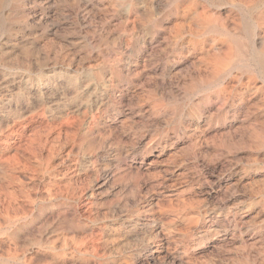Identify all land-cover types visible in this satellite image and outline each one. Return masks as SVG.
Instances as JSON below:
<instances>
[{
	"label": "rangeland",
	"instance_id": "374dc122",
	"mask_svg": "<svg viewBox=\"0 0 264 264\" xmlns=\"http://www.w3.org/2000/svg\"><path fill=\"white\" fill-rule=\"evenodd\" d=\"M82 2L0 0V264H264V0Z\"/></svg>",
	"mask_w": 264,
	"mask_h": 264
},
{
	"label": "bare ground",
	"instance_id": "6f19581e",
	"mask_svg": "<svg viewBox=\"0 0 264 264\" xmlns=\"http://www.w3.org/2000/svg\"><path fill=\"white\" fill-rule=\"evenodd\" d=\"M15 1V0H14ZM17 1V0H16ZM22 1H24V0H22ZM53 1V0H52ZM84 1H86V0H83V2ZM96 1V0H95ZM192 1V0H191ZM255 1V0H254ZM20 2V1H19ZM31 2V1H30ZM81 2V1H80ZM82 2V3H83ZM121 2H123V1H121ZM139 2V1H138ZM158 2V1H157ZM22 3V2H21ZM26 3H27V1H26ZM39 3V2H38ZM41 3V2H40ZM39 3V4H40ZM43 3V2H42ZM56 3V2H55ZM66 3V2H65ZM166 3V2H165ZM33 5H34V3H32ZM50 4V3H49ZM52 4V3H51ZM85 4V3H84ZM176 4V3H175ZM263 4V3H262ZM14 5H16V4H14ZM37 5V4H36ZM44 5V4H43ZM80 5V4H79ZM138 5V4H137ZM154 5V4H153ZM165 5V4H164ZM181 5V4H180ZM264 5V4H263ZM2 6V5H1ZM71 6V5H70ZM85 6V5H84ZM121 6V5H120ZM119 6V7H120ZM133 6V5H132ZM161 6V5H160ZM235 6V5H234ZM237 6V5H236ZM13 7V6H12ZM19 7V6H18ZM21 7V6H20ZM27 7V6H26ZM29 7H30V5H29ZM32 7V6H31ZM30 7V8H31ZM54 7V6H53ZM81 7V6H80ZM98 7V6H97ZM117 7V6H116ZM124 7V6H123ZM170 7V6H169ZM233 7V6H232ZM45 8V7H44ZM47 8V7H46ZM66 8V7H65ZM64 8V9H65ZM82 8V7H81ZM118 8V7H117ZM146 8H148V7H146ZM149 8H151V7H149ZM176 8V7H175ZM227 8V7H226ZM237 8V7H236ZM39 9V8H38ZM78 9V8H77ZM84 9V8H83ZM158 9H161V8H158ZM165 9V8H164ZM163 9V10H164ZM174 9V8H173ZM210 9V8H209ZM229 9V8H228ZM227 9V10H228ZM235 9V8H234ZM50 10V9H49ZM80 10V9H79ZM78 10V11H79ZM89 10H90V8H89ZM215 10V9H214ZM238 10V9H237ZM17 11V10H16ZM27 11V10H26ZM70 11V10H69ZM72 11V10H71ZM160 11V10H159ZM236 11V10H235ZM13 12V11H12ZM61 12V11H60ZM63 12H64V10H63ZM202 12V11H201ZM209 12H210V10H209ZM216 12V11H215ZM243 12H245V11H243ZM1 13H3V12H1ZM54 13V12H53ZM68 13H70V12H68ZM67 13V14H68ZM86 13V12H85ZM138 13V12H137ZM166 13H167V10H166ZM165 13V14H166ZM200 13V12H199ZM199 13H197V14H199ZM33 14V13H32ZM60 14V13H59ZM58 14V15H59ZM73 14V13H72ZM97 14V13H96ZM162 14H163V12H162ZM211 14V13H210ZM221 14V13H220ZM236 14H239V13H236ZM245 14V13H244ZM251 14V13H250ZM1 15V14H0ZM5 15H6V13H5ZM57 15V16H58ZM65 14L63 13V16H64ZM69 15V14H68ZM73 15H75V14H73ZM82 15H84V14H82ZM89 15V14H88ZM204 15H205V13H204ZM203 15V16H204ZM208 15V14H207ZM215 15V14H214ZM246 15V14H245ZM33 16V15H32ZM39 16V15H38ZM44 16V15H43ZM62 16V17H63ZM67 16V15H66ZM77 16H79V15H77ZM98 16V15H97ZM97 16H95V17H97ZM124 16V15H123ZM156 16V15H155ZM162 16V15H161ZM199 16V15H198ZM215 16H217V15H215ZM239 16V15H238ZM241 16V15H240ZM247 16V15H246ZM12 17V16H11ZM22 17H23V14H22ZM45 17V16H44ZM51 17V16H50ZM88 17V16H87ZM132 17V16H131ZM145 17V16H144ZM200 17H201V15H200ZM248 17V16H247ZM25 18H26V15H25ZM24 18V19H25ZM48 18V17H47ZM54 18V17H53ZM69 18H70V16H69ZM75 18V17H74ZM78 18V17H77ZM86 18V17H85ZM85 18L83 19V20H85ZM90 18V17H89ZM94 18V17H93ZM224 18V17H223ZM243 19H244V17H242ZM29 19V18H28ZM35 19V18H34ZM58 19H59V17H58ZM57 19V20H58ZM66 19V18H65ZM191 19V18H190ZM220 19H222V18H220ZM250 19V18H249ZM248 19V20H249ZM263 19V18H262ZM30 20V19H29ZM28 20V21H29ZM39 20V19H38ZM56 19H54V21H55ZM56 20V21H57ZM64 20V19H63ZM82 20V21H83ZM148 20V19H147ZM201 20V19H200ZM226 20L228 21V18H226ZM231 20V19H230ZM27 21V22H28ZM43 21V20H42ZM48 21V20H47ZM59 21V20H58ZM57 21V22H58ZM81 21V22H82ZM87 21V20H86ZM94 21V20H93ZM122 21H124V20H122ZM127 21V20H126ZM149 21H150V19H149ZM202 21V20H201ZM233 21V20H232ZM235 21V20H234ZM6 22H8V19L7 18H4V17H2V16H0V23L1 24H3V25H5L6 24ZM26 22V21H25ZM60 22H61V20H60ZM71 22H73V21H71ZM70 22V23H71ZM79 22V24H80V21H78ZM84 22V21H83ZM83 22H82V24H83ZM90 22V21H89ZM130 22H131V20H130ZM173 22V21H172ZM231 22V21H230ZM262 22V21H261ZM10 23V22H9ZM29 23V22H28ZM45 23V22H44ZM49 23V22H48ZM50 23H52V21L50 22ZM55 23V22H54ZM176 23V22H175ZM187 23V22H186ZM237 23V22H236ZM12 24V23H11ZM20 24V23H19ZM53 24V23H52ZM57 24H59V23H57ZM56 24V25H57ZM86 24V23H85ZM112 24V23H111ZM131 24H132V22H131ZM148 24H149V22H148ZM152 24V23H151ZM165 24V23H164ZM179 24V23H178ZM181 24H183V23H181ZM180 24V25H181ZM250 24V23H249ZM14 25V24H13ZM24 25V24H23ZM55 25V26H56ZM91 25H92V23H91ZM172 25H173V23H172ZM175 25V24H174ZM215 25H217V24H215ZM238 25V24H237ZM14 26H16V25H14ZM53 27V29H54V26L53 25H50L49 27ZM76 26V25H75ZM85 26V25H84ZM90 26V25H89ZM95 26V25H94ZM120 26H122V24H120ZM187 26V25H186ZM189 26V25H188ZM225 26V25H224ZM17 27V26H16ZM31 27H32V25H31ZM64 27V26H63ZM67 27H69V25L67 26ZM72 27V26H71ZM80 27H82V26H80ZM137 27V26H136ZM139 27V26H138ZM138 27H137V29H138ZM171 27H173V26H171ZM177 27V26H176ZM183 27V26H182ZM227 27V26H226ZM24 28V27H23ZM89 28V27H88ZM98 28V27H97ZM140 28V27H139ZM143 28V27H142ZM152 28V27H151ZM175 28V27H174ZM181 28V27H180ZM185 28H187V27H185ZM205 28V27H204ZM233 28V27H232ZM13 29V28H12ZM19 29V28H18ZM17 29V30H18ZM57 29V28H56ZM73 29V28H72ZM86 29V28H85ZM90 29H92V28H90ZM96 29V28H95ZM125 29V28H124ZM141 29V28H140ZM227 29V28H226ZM59 30V29H58ZM77 30V29H76ZM79 30V29H78ZM84 30V29H83ZM98 30V29H97ZM104 30V29H103ZM134 30V29H133ZM172 30H174V29H172ZM193 30V29H192ZM10 31V30H9ZM27 31V30H26ZM37 31V30H36ZM39 31V30H38ZM48 31H49V29H48ZM52 31H54V30H52ZM65 31V30H64ZM70 31V30H69ZM89 31V30H88ZM87 31V32H88ZM125 31V30H124ZM130 31V30H129ZM189 31V30H188ZM1 32V31H0ZM27 32H29V31H27ZM50 32V31H49ZM60 32V31H59ZM58 32V33H59ZM62 32V31H61ZM92 32V31H91ZM109 32H112V31H109ZM108 32V33H109ZM131 32V31H130ZM133 32V31H132ZM195 32V30L193 31V33ZM197 32V31H196ZM223 32H224V30H223ZM225 32L228 34L229 32L227 31V30H225ZM40 33V32H39ZM53 33V32H52ZM77 33V32H76ZM84 33V32H83ZM125 33V32H124ZM176 33V32H175ZM262 33V32H261ZM46 34H47V32H46ZM55 34V33H54ZM64 34V33H63ZM130 34V33H129ZM132 34V33H131ZM184 34V33H183ZM189 34V33H188ZM198 34V33H197ZM196 34V35H197ZM230 34V33H229ZM232 34V33H231ZM45 35V34H44ZM50 35V34H49ZM58 35V34H57ZM68 35V34H67ZM74 35V34H73ZM105 35H108V34H105ZM220 35V34H219ZM0 36H2V35H0ZM31 36V35H30ZM41 36H43V35H41ZM66 36V35H65ZM69 36V35H68ZM80 36V35H79ZM96 36V35H95ZM112 36V35H111ZM167 36V35H166ZM173 36V35H172ZM177 36V35H176ZM176 36H174L175 38H176ZM211 36V35H210ZM216 36H218L217 34H216ZM257 36H259V26L257 27L256 25H254L253 23L251 24V25H248V26H246L245 27V29L244 30H242V31H239L238 33H236L235 34V38H236V46H237V49H238V53L235 55V56H233L232 58H230L228 61H227V64H226V68H225V71L226 72H232V71H234V70H236V69H246V70H250V71H255V72H257L259 75H260V79L262 78L263 80H264V50L263 49H257V47H256V37ZM263 36V35H262ZM44 37V36H43ZM47 37V36H46ZM54 37V36H53ZM55 37H56V35H55ZM64 37V36H63ZM62 37V38H63ZM71 37H73L72 35H71ZM77 37H78V35H77ZM100 37V36H99ZM110 37V36H109ZM164 37V36H163ZM180 37V36H179ZM188 37H190V34H189V36ZM37 38V37H36ZM45 38V37H44ZM60 38V37H59ZM61 38V39H62ZM69 38V37H68ZM88 38V37H87ZM97 38H98V36H97ZM122 38V37H121ZM158 38V37H157ZM168 38V37H167ZM167 38H165V39H167ZM178 38V37H177ZM193 38V37H192ZM206 38V37H205ZM204 38V39H205ZM210 38V37H209ZM214 38H215V36H214ZM262 38V37H261ZM1 39V38H0ZM22 40H23V38H21ZM47 39V38H46ZM56 39V38H55ZM60 39V40H61ZM75 39V38H74ZM89 39V38H88ZM96 39V38H95ZM164 39V40H165ZM170 39V38H169ZM197 39V38H196ZM232 39V38H231ZM5 40V39H4ZM20 40V39H19ZM39 40V39H38ZM45 40V39H44ZM53 40V39H52ZM59 40V41H60ZM78 40V39H77ZM81 40V39H80ZM161 40V39H160ZM222 40V39H221ZM261 40V39H260ZM1 41V40H0ZM56 41V40H55ZM63 41V40H62ZM72 41V40H71ZM104 41V40H103ZM109 41V40H108ZM140 41V40H139ZM149 41V40H148ZM219 41V40H218ZM47 42H48V40H47ZM58 42V41H57ZM154 42V41H153ZM177 42V41H176ZM225 42V41H224ZM18 43V42H17ZM21 43V42H20ZM46 43V42H45ZM55 43V42H54ZM53 43V44H54ZM69 43V42H68ZM77 43V42H76ZM94 43H96V42H94ZM109 43V42H108ZM119 43V42H118ZM175 43V42H174ZM15 44V43H14ZM24 44V43H23ZM49 44V43H48ZM51 44V43H50ZM70 44V43H69ZM75 44V43H74ZM82 44V43H81ZM173 44V43H172ZM228 44V43H227ZM12 45H13V43H12ZM43 45V44H42ZM60 45H61V43H60ZM62 45L64 46V44L62 43ZM77 45V44H76ZM86 45V44H85ZM99 45V44H98ZM97 45V46H98ZM177 45V44H176ZM44 46H46L45 44H44ZM102 46V45H101ZM43 47V46H42ZM51 47V46H50ZM61 47V46H60ZM65 47V46H64ZM98 47H100V46H98ZM118 47H120V46H118ZM117 47V48H118ZM149 47V46H148ZM46 48V47H45ZM56 48V47H55ZM55 48H54V50H55ZM10 49V48H9ZM22 49V48H21ZM32 49V48H31ZM40 49V48H39ZM38 49V50H39ZM84 49V48H83ZM59 50H61V51H63L62 49H59ZM67 50V49H66ZM65 50V51H66ZM111 50V49H110ZM47 51H48V49H47ZM64 51V52H65ZM70 51V50H69ZM88 51V50H87ZM13 52V51H12ZM104 52V51H103ZM112 52V51H111ZM186 52V51H185ZM226 52V51H225ZM224 52V53H225ZM54 53V52H53ZM68 53V52H67ZM70 53V52H69ZM90 53H91V51H90ZM107 53H109V52H107ZM149 53V52H148ZM165 53L166 54H168L166 51H165ZM217 53V52H216ZM221 53V52H220ZM50 54V53H49ZM52 54V53H51ZM64 55H65V53H63ZM75 54V53H74ZM96 54V53H95ZM144 54V53H143ZM8 55V54H7ZM43 55V54H42ZM41 55V56H42ZM54 55V54H53ZM90 55V54H89ZM89 55H88V57H89ZM103 55V54H102ZM215 55V54H214ZM15 56V55H14ZM24 56V55H23ZM63 56V55H62ZM104 56V55H103ZM142 56V55H141ZM218 56H219V54H218ZM220 56H221V54H220ZM13 57V56H12ZM46 57V56H45ZM51 57H52V55H51ZM77 57V56H76ZM84 57V56H83ZM105 57V56H104ZM183 57V56H182ZM190 57H191V55H190ZM213 57V56H212ZM217 57V56H216ZM216 57H214L215 59H216ZM224 57H226V56H224ZM49 58V57H48ZM58 58V57H57ZM66 58V57H65ZM74 59H75V57H73ZM168 58V57H167ZM193 58V57H192ZM220 58H222V57H220ZM17 59V58H16ZM93 59V58H92ZM91 59V60H92ZM177 59V58H176ZM214 59V60H215ZM217 59H219V58H217ZM2 60V59H1ZM59 60V59H58ZM61 60V59H60ZM86 60H88V59H85V61ZM90 60V59H89ZM186 60V59H185ZM205 60V59H204ZM17 61V60H16ZM63 61V60H62ZM65 61H66V59H65ZM72 61V60H71ZM84 61V62H85ZM95 61V60H94ZM207 61V60H206ZM218 61V60H217ZM37 62V61H36ZM186 62V61H185ZM193 62H194V60H193ZM208 62V61H207ZM223 62V61H222ZM6 63V62H5ZM54 63V62H53ZM61 63L62 62H60V65H61ZM66 63H68V61L66 62ZM76 63V62H75ZM82 63V62H81ZM80 63V64H81ZM100 63V62H99ZM195 63V62H194ZM219 63V62H218ZM16 64V63H15ZM30 64V63H29ZM50 64V63H49ZM68 64H70V63H68ZM84 64V63H83ZM90 64V63H89ZM217 64V63H216ZM1 65V64H0ZM4 65V64H3ZM37 65V64H36ZM36 65H34V66H36ZM56 65L57 66H60V65H58L57 63H56ZM64 65V64H63ZM76 65V64H75ZM74 65V66H75ZM88 65V64H87ZM178 65V64H177ZM10 66V65H9ZM14 66V65H13ZM21 66V65H20ZM34 66H33V68H34ZM77 66H79V65H77ZM81 66V65H80ZM80 66H79V68H80ZM84 66V65H83ZM89 66V65H88ZM94 66H95V64H94ZM115 66V65H114ZM182 66V65H181ZM217 66V65H216ZM37 67V66H36ZM38 67H39V65H38ZM50 67V66H49ZM167 67V66H166ZM170 67V66H169ZM218 67V66H217ZM8 68V67H7ZM10 68V67H9ZM12 68V67H11ZM26 68V67H25ZM41 68V67H40ZM62 68H63V66H62ZM68 68V67H67ZM70 68H72L71 66H70ZM19 69V68H18ZM28 69V68H27ZM45 69V68H44ZM56 69V68H55ZM64 69V68H63ZM101 69V68H100ZM1 70V69H0ZM21 70H23V69H21ZM26 70V69H25ZM41 70V69H40ZM57 70V69H56ZM74 70V69H73ZM96 70V69H95ZM94 70V71H95ZM99 70V69H98ZM180 70V69H179ZM5 71V70H4ZM28 71V70H27ZM35 71H37V70H35ZM60 71V70H59ZM85 71V70H84ZM88 71V70H87ZM164 71V70H163ZM204 71V70H203ZM30 72V71H29ZM34 72V71H33ZM39 72V71H38ZM43 72V71H42ZM50 72V71H49ZM73 72V71H72ZM71 72V73H72ZM75 72V71H74ZM83 72V71H82ZM89 72V71H88ZM167 72V71H166ZM176 72V71H175ZM31 73V72H30ZM65 73V72H64ZM68 73V72H67ZM94 73V72H93ZM174 73V72H173ZM177 73V72H176ZM200 73V72H199ZM198 73V74H199ZM233 73V72H232ZM246 73H247V71H246ZM33 74V73H32ZM31 74V75H32ZM201 74V73H200ZM199 74V75H200ZM212 74V73H211ZM171 75H172V73H171ZM213 75V74H212ZM237 75V74H236ZM205 76H207V75H205ZM209 76V75H208ZM25 77V76H24ZM94 77V76H93ZM198 77V76H197ZM200 77H201V75H200ZM199 77V78H200ZM203 77V76H202ZM231 77V76H230ZM71 78V77H70ZM193 78H194V76H193ZM199 78H196V79H199ZM229 78V77H228ZM243 78V77H242ZM245 78V77H244ZM247 78H249V77H247ZM259 78V77H258ZM25 79V78H24ZM251 79V78H250ZM56 80V79H55ZM207 80H208V78H207ZM245 80V79H244ZM23 81V80H22ZM232 81V80H231ZM253 81V80H252ZM11 82V81H10ZM58 82V81H57ZM9 83V82H8ZM239 83V82H238ZM237 83V84H238ZM258 83V82H257ZM6 84V83H5ZM60 84V83H59ZM224 84V83H223ZM236 84V85H237ZM243 84H244V82H243ZM263 84V83H262ZM7 85V84H6ZM233 85V84H232ZM241 85V84H240ZM247 85V84H246ZM245 85V86H246ZM113 86V85H112ZM234 86H235V84H234ZM237 86H239V85H237ZM255 86H257V85H255ZM241 87V86H240ZM260 87V86H259ZM225 88V87H224ZM223 88V89H224ZM239 88V87H238ZM242 88V87H241ZM16 89V88H15ZM130 89V88H129ZM35 90V89H34ZM49 91V90H48ZM126 91V90H125ZM230 91V90H229ZM228 91V92H229ZM232 91V90H231ZM230 91V92H231ZM36 92V91H35ZM125 93V92H124ZM5 94V93H4ZM108 94V93H107ZM126 95V94H125ZM127 95H128V93H127ZM132 95V94H131ZM207 95V94H206ZM241 95V94H240ZM111 96V95H110ZM115 96V95H114ZM263 97V96H262ZM231 98V97H230ZM108 99V98H107ZM117 99V98H116ZM212 99V98H211ZM210 99V100H211ZM252 99V98H251ZM256 99V98H255ZM98 100V99H97ZM125 100V99H124ZM108 101H109V99H108ZM107 101V102H108ZM235 101V100H234ZM253 101V100H252ZM99 102V101H98ZM106 102V103H107ZM216 102V101H215ZM230 102V101H229ZM246 102V101H245ZM110 103V102H109ZM217 103V102H216ZM218 104V103H217ZM233 104V103H232ZM243 104V103H242ZM241 104V105H242ZM250 104V103H249ZM105 105V104H104ZM226 105H227V103H226ZM247 105V104H246ZM256 105V104H255ZM14 106V105H13ZM24 106V105H23ZM216 106V105H215ZM258 106V105H257ZM208 107V106H207ZM213 107V106H212ZM253 107H255V106H253ZM260 107H262V106H260ZM103 108V107H102ZM199 108V107H198ZM206 108V107H205ZM248 108V107H247ZM256 108H258V107H256ZM264 108V107H263ZM25 109V108H24ZM35 109V108H34ZM241 109V108H240ZM259 109H261V108H259ZM258 109V110H259ZM199 110V109H198ZM231 110V109H230ZM248 110V109H247ZM25 111V110H24ZM209 111H211V109L209 110ZM239 111V110H238ZM242 111V110H241ZM223 112V111H222ZM232 112H233V110H232ZM240 112V111H239ZM260 112H261V110H260ZM184 113V112H183ZM230 113H231V111H230ZM234 114H236V113H234ZM230 115V114H229ZM1 116V115H0ZM26 116V115H25ZM239 118V117H238ZM23 119V118H22ZM257 119V118H256ZM29 120V119H28ZM263 120V119H262ZM14 122H15V120H14ZM20 122V121H19ZM261 122V121H260ZM93 123V122H92ZM95 123V122H94ZM91 124V123H90ZM263 124V123H262ZM259 125H260V123H259ZM13 126V125H12ZM229 126V125H228ZM263 126V125H262ZM222 127V126H221ZM11 128V127H10ZM264 128V127H263ZM20 129V128H19ZM23 130H24V128H22ZM22 130V131H23ZM255 132H256V130H255V128L253 129ZM21 131V130H20ZM254 133V132H253ZM258 132H256V134H257ZM10 134V133H9ZM255 134V133H254ZM15 135V134H14ZM258 135V134H257ZM10 136V135H9ZM256 136V135H255ZM258 136H260V135H258ZM247 138H251V137H248V136H246ZM263 137V136H262ZM3 138V137H2ZM1 138V139H2ZM258 138V137H257ZM256 140V139H255ZM257 141H259L258 139H257ZM12 142V141H11ZM245 142V141H244ZM251 142H253V140L251 141ZM257 143H259V142H257ZM256 143V144H257ZM255 145V144H254ZM261 145V144H260ZM258 146H259V144H258ZM263 146V145H262ZM1 154V153H0ZM2 155V154H1ZM3 156V155H2ZM3 160V159H2ZM9 160V159H8ZM7 161V160H6ZM245 173H243V175H244ZM240 175H242V174H240ZM256 175V174H255ZM240 177V176H239ZM241 179V178H240ZM21 180V179H20ZM44 180V179H43ZM240 182V181H239ZM13 183H15V182H13ZM236 183V182H235ZM237 184V183H236ZM235 184V185H236ZM17 185V184H16ZM240 185V184H239ZM238 185V186H239ZM19 186V185H18ZM233 186V185H232ZM16 187V186H15ZM20 187V186H19ZM21 188H23V187H21ZM225 188H227V187H225ZM37 189V188H36ZM11 190V189H10ZM35 190V189H34ZM225 190V189H224ZM227 190H230V189H227ZM7 191V190H6ZM5 191V194H7V192ZM13 191H14V189H13ZM15 191H16V189H15ZM24 191V190H23ZM46 191H48V190H46ZM13 193V192H12ZM51 193V192H50ZM61 194V193H60ZM13 195V194H12ZM28 195H29V193H28ZM6 196V198H7V195H5ZM59 196V195H58ZM9 197L10 196H8V202H10L9 201ZM17 198V197H16ZM49 198H50V196H49ZM61 198V197H60ZM18 199L20 200V198L18 197ZM53 199H54V197H53ZM6 200V201H7ZM18 200V201H19ZM29 200H30V198H29ZM21 201V200H20ZM54 201V200H53ZM15 202V201H14ZM234 202V201H233ZM20 203V202H19ZM60 203V202H59ZM89 203V202H88ZM9 204H11V203H9ZM51 204V203H50ZM92 204V203H91ZM232 204V203H231ZM14 205V204H13ZM13 205H11V206H13ZM20 205V204H19ZM58 205V204H57ZM61 205V204H60ZM10 206V205H9ZM10 206V207H11ZM76 207V206H75ZM78 207V206H77ZM84 207V206H83ZM82 207V208H83ZM59 208V207H58ZM85 208V207H84ZM250 208V207H249ZM63 209V208H62ZM78 209V208H77ZM65 210V209H64ZM79 210V209H78ZM251 210H252V208H251ZM250 210V211H251ZM60 211V210H59ZM63 211V210H62ZM76 212V211H75ZM78 212V211H77ZM76 212V213H77ZM81 212V211H80ZM89 212V211H88ZM94 212V211H93ZM252 212V211H251ZM91 215V214H90ZM59 216V215H58ZM63 216H64V214H63ZM75 216H77V215H75ZM84 216H86V215H84ZM83 216V217H84ZM92 216V215H91ZM65 217V216H64ZM77 217H79V216H77ZM82 217V218H83ZM88 217V216H87ZM43 218V217H42ZM46 218V217H45ZM89 218V217H88ZM79 219V218H78ZM91 219V218H90ZM243 219V218H242ZM241 219V220H242ZM82 220V219H81ZM83 220H84V218H83ZM76 223V222H75ZM209 225V224H208ZM88 226V225H87ZM86 228V227H85ZM66 229V228H65ZM101 230V229H100ZM92 232H94V231H92ZM96 233V232H95ZM92 235V234H91ZM96 236V235H95ZM90 238V237H89ZM68 240V239H67ZM94 240V239H93ZM94 242V241H93ZM89 243V242H88ZM94 244V243H93ZM98 244V243H97ZM54 245H52V247H53ZM90 246V245H89ZM150 246V245H149ZM54 248V247H53ZM92 248V247H91ZM149 248V247H148ZM161 248V247H160ZM159 248V249H160ZM1 249V248H0ZM93 249V248H92ZM97 249V248H96ZM60 251V250H59ZM74 251V250H73ZM85 251V250H84ZM87 251V250H86ZM89 251V250H88ZM91 251V250H90ZM94 251L95 250H93V253H94ZM47 252V251H46ZM92 252V251H91ZM158 252H161V251H157V253ZM163 252V251H162ZM48 253V252H47ZM61 253V252H60ZM63 253V252H62ZM40 254V253H39ZM51 254V253H50ZM152 254H153V252H152ZM178 254V253H177ZM31 255V254H30ZM56 255V254H55ZM89 255V254H88ZM93 255V254H92ZM38 256V255H37ZM42 256V255H41ZM46 256V255H45ZM49 256V255H48ZM47 256V257H48ZM65 256V255H64ZM91 256V255H90ZM97 256V255H96ZM173 256V255H172ZM5 257V256H4ZM31 257V256H30ZM34 257V256H33ZM93 257V256H92ZM157 257V256H156ZM43 258V257H42ZM51 258V257H50ZM49 258V259H50ZM21 259V258H20ZM27 259V258H26ZM159 259V258H158ZM51 260V259H50ZM29 262H30V260H28ZM32 261V260H31ZM137 261V260H136ZM179 261V259L178 258H174L173 259V263H171V264H176V262H178ZM181 261V260H180ZM28 262V263H29ZM33 262V261H32ZM50 262V261H49ZM138 263V262H137ZM42 264V263H41ZM64 264V263H63ZM133 264V263H132ZM135 264V263H134ZM177 264H179V263H177ZM181 264V263H180Z\"/></svg>",
	"mask_w": 264,
	"mask_h": 264
}]
</instances>
